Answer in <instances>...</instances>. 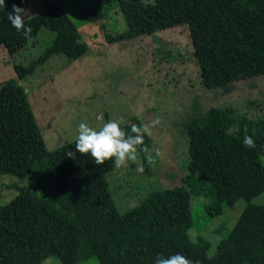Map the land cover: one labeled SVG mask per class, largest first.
<instances>
[{
    "label": "trees",
    "instance_id": "1",
    "mask_svg": "<svg viewBox=\"0 0 264 264\" xmlns=\"http://www.w3.org/2000/svg\"><path fill=\"white\" fill-rule=\"evenodd\" d=\"M69 1L86 22L103 19L116 6L126 29L106 37L112 42L188 25L208 87L264 74V0ZM13 3L27 7L26 0H5L0 7V45L9 56L22 51L42 27L54 36L27 65H14L15 78L0 84V175L34 180L49 192L21 188L0 206V264H43L50 255L61 264L91 257L99 264H152L157 253L177 251L200 264H264V205L248 203L211 257L206 256L209 243L192 241L187 233L192 195L207 199L206 213L214 216L224 205L248 201L264 190V116L251 119L233 107L197 113L183 127L188 161L181 185L150 191L119 213L106 180L114 159L96 164L88 153L75 150V140L47 150L19 83L52 55L83 57L87 45L70 36L75 26L66 15V20L55 17L61 6L53 0H42L43 11L26 19L31 33L21 35L7 18ZM212 26L217 33L210 31ZM132 124L141 123L132 117L121 127L130 132ZM245 133L253 136L254 148L242 144ZM151 144L147 133L143 150L137 146L144 170Z\"/></svg>",
    "mask_w": 264,
    "mask_h": 264
},
{
    "label": "rangeland",
    "instance_id": "2",
    "mask_svg": "<svg viewBox=\"0 0 264 264\" xmlns=\"http://www.w3.org/2000/svg\"><path fill=\"white\" fill-rule=\"evenodd\" d=\"M53 1L61 6L55 17L66 20V15L71 25L74 23L70 36L84 42L88 51L77 60L52 55L19 83L27 93L49 151L75 140L81 121L97 129L104 122L121 117L123 121L134 117L141 124H149L152 144L145 158L146 170L135 171L137 163H142L137 151V161L127 165L114 162L106 173L108 190L119 213L138 205L150 191L181 185L188 161L183 127L197 113L210 107H233L237 114L251 119L264 116V74L247 76L225 87H208L194 55L188 25L112 42L106 37L126 29L116 6L103 19L86 22L71 1ZM26 2V19L44 9L42 0ZM210 29L218 32L215 26ZM53 36V31L42 27L14 56L0 45V84L15 78L14 65H27ZM157 118L156 123H150ZM260 162L264 165L263 156ZM36 185L40 184L28 178L1 174L0 206L21 188H37L40 194H48L47 188ZM208 203L202 196L190 197L191 226L187 233L192 241L200 238L208 242L206 256L211 257L248 203L264 205V190L248 201L237 199L232 205H224L222 212L214 216L206 213ZM43 264L61 263L56 255H50ZM79 264L99 263L91 257Z\"/></svg>",
    "mask_w": 264,
    "mask_h": 264
},
{
    "label": "clouds",
    "instance_id": "3",
    "mask_svg": "<svg viewBox=\"0 0 264 264\" xmlns=\"http://www.w3.org/2000/svg\"><path fill=\"white\" fill-rule=\"evenodd\" d=\"M23 3V0H21ZM5 5V0H0V7ZM28 10L15 3L12 4L8 20L14 29L21 35L28 37L32 31L30 24L26 23ZM158 118L150 123H156ZM123 118L112 119L104 122L98 129L81 121L78 124L75 139V150L80 153H88L94 158L96 164H101L108 158H113L117 165H127L129 161H137V146H142L144 135L150 131L149 124H132L130 132H125L121 127ZM242 144L249 148L255 147L253 136L244 134ZM67 157H73V151L66 153ZM151 160V157H149ZM143 164L137 163L136 172H143ZM152 264H200L199 260L190 259L177 251L167 256L157 253Z\"/></svg>",
    "mask_w": 264,
    "mask_h": 264
},
{
    "label": "bare ground",
    "instance_id": "4",
    "mask_svg": "<svg viewBox=\"0 0 264 264\" xmlns=\"http://www.w3.org/2000/svg\"><path fill=\"white\" fill-rule=\"evenodd\" d=\"M176 172V171H175Z\"/></svg>",
    "mask_w": 264,
    "mask_h": 264
}]
</instances>
